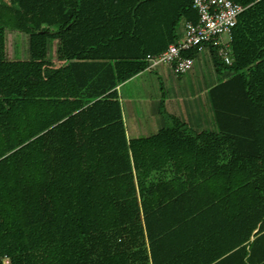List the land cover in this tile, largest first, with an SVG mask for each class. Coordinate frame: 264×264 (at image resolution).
Returning <instances> with one entry per match:
<instances>
[{"label":"trees","instance_id":"16d2710c","mask_svg":"<svg viewBox=\"0 0 264 264\" xmlns=\"http://www.w3.org/2000/svg\"><path fill=\"white\" fill-rule=\"evenodd\" d=\"M233 1L245 8L232 63L208 48L221 80L204 93L212 129L197 133L224 140L225 161L146 184L135 173L164 168L170 139L128 140L116 86L197 20L192 0H0V254L10 264H264V0ZM7 30L27 35L26 58L7 56ZM226 236L234 245L213 253Z\"/></svg>","mask_w":264,"mask_h":264},{"label":"crops","instance_id":"0c3cea01","mask_svg":"<svg viewBox=\"0 0 264 264\" xmlns=\"http://www.w3.org/2000/svg\"><path fill=\"white\" fill-rule=\"evenodd\" d=\"M182 24L179 29L180 36L183 33ZM194 58V64H195ZM187 72L189 73L193 67ZM157 67V66H155ZM154 68V67H153ZM152 68H146L142 72L136 74L125 82L116 86L119 101L122 111V121L125 127L126 138L145 137L157 132H164L170 139L171 144V157L166 166L162 169H147V176L143 179L142 183L149 184L154 181H167L174 176L180 177L188 176L197 169L208 165L212 162H223V155L221 150H225L227 143L207 133L200 131H211L209 123L211 124L207 109L202 111L201 102L199 98L204 96L206 90L215 83H207L203 79L194 81L183 82L174 81L171 74L180 79L181 76H175L171 69L166 65L158 67V72L163 75V82L160 88L156 86L154 92L147 90V95L143 99L139 93V88H134L135 84L131 85V90L128 91L125 87L135 81L138 76H141L145 71ZM215 71V70H214ZM216 73V72H215ZM217 82V81H216ZM138 85V84H137ZM146 88L149 84H145ZM136 87V85H135ZM142 87V86H141ZM127 103L128 112L131 118L136 119V123L132 125L131 129L128 128L127 111L122 109V104ZM139 109V115H136V110ZM136 115V116H135ZM257 228L253 231L249 242L253 240ZM259 242H264V238ZM234 241L229 238H218L215 244L213 253L223 252V250L230 245H234ZM171 244L166 242V260L170 255ZM200 256L201 261H206L209 258L208 254ZM200 261V259H199ZM226 264H231L227 262Z\"/></svg>","mask_w":264,"mask_h":264},{"label":"built area","instance_id":"2783aa9c","mask_svg":"<svg viewBox=\"0 0 264 264\" xmlns=\"http://www.w3.org/2000/svg\"><path fill=\"white\" fill-rule=\"evenodd\" d=\"M197 20L185 21L182 35L158 53L145 56L147 68L164 64L175 76L187 73L194 64L190 52L212 48L225 64L232 63L231 41L233 28L244 6L233 0H192ZM0 264H10L7 254H0Z\"/></svg>","mask_w":264,"mask_h":264},{"label":"rangeland","instance_id":"374dc122","mask_svg":"<svg viewBox=\"0 0 264 264\" xmlns=\"http://www.w3.org/2000/svg\"><path fill=\"white\" fill-rule=\"evenodd\" d=\"M50 43L51 44H50V49H49V55H50V58H52V60H55L56 42L51 41ZM6 53H7V56L10 58H17V57L26 58L28 55V37H27V35L20 33L18 31L7 30L6 31ZM194 58L196 59L194 67L189 73L183 75L182 77H180V79L175 78L171 74L170 75L171 78L174 81L180 80L183 82L185 81L187 83H189V81L203 79L207 83H211V84L217 83L218 81L221 80V76L218 75L217 73H215V71H214L213 59H212L208 49H204L203 51L198 52ZM54 62H55V64H57L56 61H54ZM164 66H165L164 64H160V65H157V67H154L150 70L145 71V73L143 75L138 76L135 79V81H133L132 83H129L125 87V89L130 91L131 85L135 84L136 87L134 85L133 89H135V88L138 89V87H140L138 91H139L140 95H142L141 98L144 99L147 95L148 89L151 92L152 91L154 92V90L156 89V86H158L160 88V84H162L164 78H163V75H161L160 72H158V67H164ZM166 68H167V66H166ZM145 84H149V87L146 88ZM199 101L201 102L202 111L207 109L208 104L205 100V96H201L199 98ZM126 104L127 103H125L124 105L122 104V109L124 108L127 111L128 128L131 129L132 125L136 123V119H135V117L131 118ZM136 115H139V109L136 110ZM208 118L210 119L209 115H208ZM211 126L212 125L210 123H209V126L207 125V127H209V128H211ZM146 176H147L146 170H141V171H138L135 173V178H136L137 182H139L142 178H145Z\"/></svg>","mask_w":264,"mask_h":264}]
</instances>
